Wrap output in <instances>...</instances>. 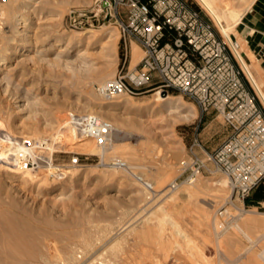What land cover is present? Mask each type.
<instances>
[{
    "label": "rangeland",
    "instance_id": "374dc122",
    "mask_svg": "<svg viewBox=\"0 0 264 264\" xmlns=\"http://www.w3.org/2000/svg\"><path fill=\"white\" fill-rule=\"evenodd\" d=\"M93 1L34 0L25 10V0H0V12L5 11L0 14V58H6L0 65V119L13 134L0 128V140L7 137L20 143L35 134L41 136L37 139L47 138L51 125L68 122L72 114H96L115 128L107 148L94 141L96 152L54 153L55 167L81 174L70 183L72 193L62 203L48 199L58 187L55 178L49 177L53 186L46 190L34 180L19 182L0 171V264H264V207L245 202L250 208L244 210L242 198L222 173L199 176L193 183L184 181L196 133L207 151L229 136L223 116L214 108L202 112L172 90L168 94L182 96L196 115L181 118L163 110L154 98L161 88L135 97L125 95L130 105L126 108L117 106L116 98L105 97L102 84L120 71L135 72L144 52L136 42H128L125 51L124 38L114 25H90L88 19L89 23L73 26L69 10ZM187 1L213 24L218 38L230 44L231 63L264 115V105L233 54L232 43L238 41L245 48L248 62L255 60L258 76H264V60L247 48L238 26L230 42L197 0ZM230 1L243 9L250 0ZM20 14L26 20L16 17ZM222 23L227 25L226 20ZM29 24L34 29L25 51V45L18 43L21 30ZM108 29L115 34L113 45L95 36ZM66 37H72L71 44ZM131 46L139 49L140 57L134 61ZM25 98L30 105L17 112ZM75 154L80 158L77 165L72 164ZM113 160L125 161L155 181L157 196L148 199L141 184ZM45 169L42 166L34 173L47 177ZM219 179L226 183L221 192L214 183ZM175 181L179 185L172 188ZM189 188L195 189L193 194H184Z\"/></svg>",
    "mask_w": 264,
    "mask_h": 264
},
{
    "label": "built area",
    "instance_id": "2783aa9c",
    "mask_svg": "<svg viewBox=\"0 0 264 264\" xmlns=\"http://www.w3.org/2000/svg\"><path fill=\"white\" fill-rule=\"evenodd\" d=\"M67 15L75 27L86 20L89 23L88 19H92L90 25H114L124 38L125 51L128 42H136L144 52L135 72L120 71L101 87L105 97H135L158 88L162 92L176 90L202 112L214 108L223 116L231 131L229 136L222 145L207 151L197 132L190 145L191 162L183 171L184 181L225 174L233 192L242 198L243 209H249L246 198L264 184V115L255 96L244 87L240 71L231 63L229 44L218 38L213 24L202 17L200 10L187 0H94L87 7L70 9ZM69 121L77 139L92 138L104 148L111 143L115 128L101 116L72 114ZM41 145L45 146L44 142ZM16 156L20 165H43L28 153ZM79 161V154H75L72 164ZM112 163L140 183L148 199L157 196L154 184L133 166L122 160ZM178 185L175 181L172 188ZM260 204L264 207V202Z\"/></svg>",
    "mask_w": 264,
    "mask_h": 264
},
{
    "label": "bare ground",
    "instance_id": "6f19581e",
    "mask_svg": "<svg viewBox=\"0 0 264 264\" xmlns=\"http://www.w3.org/2000/svg\"><path fill=\"white\" fill-rule=\"evenodd\" d=\"M33 1L34 0H25L24 5H23L25 10H26V8H29V5L31 3H33ZM197 1L209 13V15H211L213 20L219 26L221 32L225 35V37L230 42H233L232 41V33L234 31H236V27L241 22L243 16L252 7L253 3L255 2V0H250L248 2V4L246 3L245 8L241 9L242 8L241 7L240 9H237L234 7V4H232L230 0H197ZM10 6H12V5H10ZM19 11H21V10L19 9ZM4 12L1 11L0 14L3 16V15H5ZM21 16L22 15L20 14V15H17L16 17H20L19 19L21 20V19H23V17L21 18ZM24 20H26V19H23L21 21H24ZM223 20L227 21V25H224L222 23ZM0 23H2L1 19H0ZM21 23H23V22H21ZM33 29L34 28H33L32 24H29V25H27V27L25 26L24 29L21 30V35L23 37H22L21 41H19L18 45H25V47H26L25 51L29 50V48H28V46L30 47L29 32L32 31ZM87 32H90V31H87ZM81 35H85V32L81 33ZM95 36L98 39L107 38V42L112 43V45L116 43V42L114 43V41H116V40H114L115 34H113V32L109 29L102 32V33L99 32V33L95 34ZM64 39L68 40L69 44H71L72 37H66ZM240 47H241V44L237 41V44L232 43L231 49L233 51V54L235 52L234 55L236 56V59L238 60L242 70L244 71V73L247 76V78L249 79L251 85L255 89L257 96L259 97L260 101L264 105V76H258L256 74V71L254 70L255 66L253 65V64L257 65L255 63V60H252L253 64L248 62V60L243 55V50L245 48L243 47L244 49L242 50V48H240ZM137 50H139V49H137V47L134 48L133 61H134V59L136 60L140 57V56H138ZM25 54H26V52H23V55H25ZM5 61H6V58H0V65H4ZM102 85H104V84H102ZM52 86H53V84H52ZM49 87H50V85H49ZM124 96L125 95H119V96L115 97L117 99L116 105L121 107V108H126L129 105L128 100ZM154 98L159 102V104L163 108V110L165 109V110L169 111L170 113L177 114L181 118H190V117H194L196 115V113H195L196 111L194 110L195 111L194 112L193 110H190V107L187 105L188 103H186V101L183 99L182 96H175V95H171V94L163 95L162 91H157L156 93H154ZM109 99H113V98H109ZM30 103L31 102H29L28 98L21 100L20 104L17 105L19 108L17 110V112H21L23 109L27 108L30 105ZM158 107H159V105H158ZM108 108H110V107H108ZM129 108H131V107H129ZM107 111H108V109H107ZM108 112H110V111H108ZM7 124L5 123L4 120L0 119V128L2 130L6 131V133H8L7 135L12 136L13 135L11 133L12 130H11V132L9 131V126H7ZM51 126H53V125H51ZM51 126H50V129H51L50 132H49V130H47L49 132L48 135L46 134L47 138L43 137L44 139L43 138L37 139V138H41V136H39L38 134H35L36 135L35 137L27 138V140H28L27 143L23 142L24 138L19 143V142H15V140L11 141L7 137L2 136L3 138L0 140V171H2V169H3L4 171H2V173L4 172L5 176L14 178L15 180H17L19 182L27 183V182H29V180H34L36 182V184L39 185V188L42 187L46 190L51 189L53 186V184H51V182L49 183V181H48L49 177L53 178V179L55 178L54 180L56 182L54 183V185H58V187H56L55 189H52V191L49 194L48 199L57 204L58 202L62 203L64 200H66V198H68V196L72 193V186L70 183L73 182L74 180H76L77 178H79L81 176V174L78 170H71V171L63 172V170L55 167L54 161H53L54 153H56V152H72L74 149H81L80 153H86V152L89 153V152H94V151L96 152L99 150L98 147L100 148L102 146L97 145L98 147H96L94 140L92 138H84V139H78L77 140L75 131L72 130V126L69 123V121L68 122H65V121L60 122L56 127L51 128ZM45 131H44V133H45ZM33 133H35V132L33 131ZM36 139H37V141H35ZM18 141H20V140H18ZM4 142H7L6 146L4 145ZM42 142H44L45 146L41 145ZM38 148H40V149L42 148V150H38ZM61 149H63V150H61ZM38 151H40L42 153L46 152L49 155L48 156L47 155H40V154H38L39 153ZM20 152L28 153L32 157H34L36 160L41 161L43 163V165L46 166L45 175L46 176L48 175V176L43 177V176H39L38 174H36L37 172L34 173L37 170H41V167L43 166L42 164H40L39 168L31 167V166L25 165V164L20 165L16 160L17 159L16 155H19ZM224 180L219 179L216 182H214L215 185L218 186L216 188L217 192H218V190L220 191L224 188V187H222V185H224V183H225ZM154 182L155 181H153V183ZM193 182H195V180L192 181L191 183H193ZM194 188H196V187H194ZM194 188L187 189V191L184 194H187V195L193 194V192L195 190ZM216 189H214V190H216ZM248 220H250V219L248 218Z\"/></svg>",
    "mask_w": 264,
    "mask_h": 264
},
{
    "label": "crops",
    "instance_id": "0c3cea01",
    "mask_svg": "<svg viewBox=\"0 0 264 264\" xmlns=\"http://www.w3.org/2000/svg\"><path fill=\"white\" fill-rule=\"evenodd\" d=\"M239 33L247 48L264 60V0H255L238 25ZM134 48L130 54L133 58Z\"/></svg>",
    "mask_w": 264,
    "mask_h": 264
},
{
    "label": "trees",
    "instance_id": "16d2710c",
    "mask_svg": "<svg viewBox=\"0 0 264 264\" xmlns=\"http://www.w3.org/2000/svg\"><path fill=\"white\" fill-rule=\"evenodd\" d=\"M172 91H176V90H172ZM262 201H264V184L259 185L254 190L252 195H250L246 198L247 204H251V203L259 204Z\"/></svg>",
    "mask_w": 264,
    "mask_h": 264
},
{
    "label": "water",
    "instance_id": "95a60500",
    "mask_svg": "<svg viewBox=\"0 0 264 264\" xmlns=\"http://www.w3.org/2000/svg\"><path fill=\"white\" fill-rule=\"evenodd\" d=\"M168 92L166 90L163 91V95H167Z\"/></svg>",
    "mask_w": 264,
    "mask_h": 264
}]
</instances>
